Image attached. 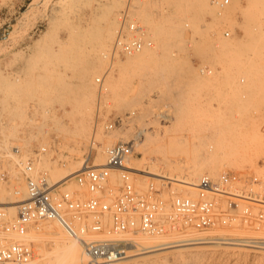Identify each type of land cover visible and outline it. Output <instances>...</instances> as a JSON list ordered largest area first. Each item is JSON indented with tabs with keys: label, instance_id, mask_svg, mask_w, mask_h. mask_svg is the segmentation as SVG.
Segmentation results:
<instances>
[{
	"label": "rangeland",
	"instance_id": "374dc122",
	"mask_svg": "<svg viewBox=\"0 0 264 264\" xmlns=\"http://www.w3.org/2000/svg\"><path fill=\"white\" fill-rule=\"evenodd\" d=\"M192 1H133L138 14L140 9L149 14L148 19L138 16L150 27L155 47L142 51L145 55L132 59V64L133 55L114 61L107 55L127 0H0V142L4 139L10 150L20 143L22 155L46 147L36 167L55 182L60 177L55 170L63 163L75 164L89 154L99 163V150L106 159L108 146L130 141L134 147L130 160L144 172L156 171L154 164L165 170L177 160L193 165L197 159L204 166L203 175L212 178L225 172L257 177V181L238 185L246 195L264 199V76L252 83L256 72L264 75V1L230 0L222 17L211 0H202L198 8ZM161 23L178 34L163 35ZM223 27L231 30V36L221 35ZM213 29L220 33L217 39L211 36ZM187 60L190 64L184 63ZM196 62L210 66L212 72L200 73ZM97 77H102V83ZM133 111L128 121L106 129L107 123ZM166 112L169 117L163 116ZM185 169L175 167V174L187 177ZM4 171L9 178L3 176ZM133 176L141 190L151 183L163 186L164 197L198 195L196 188L179 180ZM114 178L121 183V178ZM71 179L69 187H73ZM1 186L21 189L26 183L19 174L18 157L7 155L0 146ZM244 203L255 211L264 209L259 203ZM51 224L41 221L29 234L35 230L71 236L60 223L63 229ZM156 236L137 232L121 238L128 243ZM159 236L171 244L187 238L193 242L189 246H195L180 250L169 243L145 248L126 244L114 264H264V223L206 232L183 229ZM44 245L52 248L51 241ZM72 255L78 261L72 264H87L83 248L73 250Z\"/></svg>",
	"mask_w": 264,
	"mask_h": 264
},
{
	"label": "built area",
	"instance_id": "2783aa9c",
	"mask_svg": "<svg viewBox=\"0 0 264 264\" xmlns=\"http://www.w3.org/2000/svg\"><path fill=\"white\" fill-rule=\"evenodd\" d=\"M133 1L127 0L118 14L120 27L107 54L113 61L154 46L152 31L140 20ZM211 4L222 17L230 0H211ZM210 32L215 39L220 34L214 29ZM221 35L231 36V30L223 27ZM195 66L202 74L212 72L208 65L196 62ZM101 80L97 77L98 82ZM134 114L135 111L116 117L107 123L106 129L122 125ZM133 148L130 141L119 140L106 148V161L99 164L89 154L85 167L71 179L73 187H69L70 180L53 182L46 172L37 169L46 147L22 155V145L14 143L11 150L18 157L26 191L25 199L17 204L16 216L11 217L6 207H0V264H49L41 259L28 235L30 228L44 220H56L82 244L87 264H114L126 250L127 241L121 236L129 233L162 235L183 229L206 232L218 227L264 223V209L255 211L244 201L262 205L264 202L249 197L238 185L257 181V177L230 172L218 178L202 175L193 184L198 190L196 197L182 193L164 197L163 186L151 183L145 191L136 186L129 167ZM114 173L121 178L120 184L113 178ZM3 174L10 177L6 171Z\"/></svg>",
	"mask_w": 264,
	"mask_h": 264
},
{
	"label": "bare ground",
	"instance_id": "6f19581e",
	"mask_svg": "<svg viewBox=\"0 0 264 264\" xmlns=\"http://www.w3.org/2000/svg\"><path fill=\"white\" fill-rule=\"evenodd\" d=\"M184 1V0H183ZM201 1L202 0H193L192 2H191V5H196L195 7H200V5H201ZM205 1V0H204ZM264 0H262V2H263ZM166 2V1H165ZM188 2V1H187ZM207 2V1H206ZM254 3V2H253ZM255 3H257V2H255ZM199 5V6H198ZM207 5V4H206ZM256 5V4H255ZM203 6V5H202ZM201 9V8H200ZM197 10V9H196ZM198 11H199V9H198ZM202 12V11H201ZM203 12H204V10H203ZM207 12V11H206ZM200 13V12H199ZM208 13H210V12H208ZM149 14L144 10V9H140L139 10V16L141 17V19H142V17L143 18H146V19H148L149 18V16H148ZM160 16H161V14H160ZM205 18V17H204ZM202 20V19H201ZM147 22H148V20H147ZM198 23V22H197ZM197 23H195V24H197ZM160 26H162L161 28L162 29H164L163 27V25H162V23H161V25ZM159 26V27H160ZM166 26V25H165ZM159 27H158V29L157 30H159L160 32H161V30L159 29ZM197 28V27H196ZM194 29V28H193ZM198 29V28H197ZM163 31V30H162ZM177 31V29H171V28H169V27H167L166 26V28L164 29V34L163 35H165V36H168V38L169 37H171L172 35H177L178 33L176 32ZM194 31H195V29H194ZM177 33V34H176ZM160 34V33H159ZM160 35V37L161 36H163V35ZM193 35V34H192ZM173 37H175V36H173ZM193 37V36H192ZM210 37V36H209ZM163 38H165V37H163ZM167 37L165 38V39H168ZM207 38V37H206ZM205 38V39H206ZM159 39V38H158ZM162 39V38H161ZM173 39V38H172ZM174 40V39H173ZM163 41V40H162ZM170 41V40H169ZM196 41V40H195ZM182 41H180V43H181ZM180 43H178V44H180ZM183 43V42H182ZM181 43V44H182ZM175 44V43H174ZM195 44L196 43H194V46H195ZM198 45V44H197ZM179 46V45H178ZM155 47V46H154ZM199 47V46H198ZM196 49H199V48H197V46L195 47ZM200 50V49H199ZM198 50V51H199ZM205 50V49H204ZM208 50V49H207ZM166 52V51H165ZM208 52V51H207ZM145 54H143V52H141V53H137V54H134L133 56H132V58H131V61H132V59H134V60H136V59H139L140 57H142V56H144ZM164 56V55H163ZM135 57V58H134ZM149 59V58H148ZM179 59V58H178ZM181 60V59H180ZM126 61H127V59H126ZM129 61V60H128ZM146 61V60H145ZM160 61V60H159ZM163 61V60H162ZM167 61V60H166ZM175 61H176V59H175ZM123 62V61H122ZM147 62V61H146ZM180 62V61H179ZM131 63V62H130ZM130 63H129V65H130ZM184 63H189L190 64V62H188V60H187V62H184ZM132 64H133V61H132ZM122 65H123V63H122ZM125 65H126V62H125ZM158 65V64H157ZM182 65H184V64H182ZM182 65H179L180 66V68H181V66ZM147 66V65H146ZM169 66V65H168ZM172 66H174V65H171V67ZM148 67V66H147ZM178 67V66H177ZM174 68V67H173ZM226 68V67H225ZM127 70V69H126ZM161 70V69H160ZM168 70H170L169 68H168ZM160 73V72H159ZM173 75V74H172ZM175 76V75H174ZM183 76V75H182ZM180 77V76H179ZM176 79V78H175ZM183 81V80H182ZM182 83V82H181ZM163 108V107H162ZM175 110V109H174ZM169 111V110H168ZM175 112V111H174ZM196 115V114H195ZM163 116H165V117H169V113H164L163 114ZM171 116V115H170ZM175 122V121H174ZM173 122V123H174ZM43 126V125H42ZM46 129V128H45ZM166 129H167V127H166ZM40 130V129H39ZM162 130V129H161ZM40 131H42V130H40ZM46 132V131H45ZM44 132V133H45ZM39 133H42V132H39ZM68 133V132H67ZM159 133V132H158ZM76 135V134H75ZM144 135V134H143ZM150 135V134H149ZM157 136H158V134H157ZM168 137V136H167ZM181 138V137H180ZM183 138V137H182ZM165 139H166V137H165ZM169 139L170 138H168V141H169ZM175 139H176V137H175ZM186 138L184 137V140H185ZM6 140V139H5ZM172 140H173V138H172ZM187 140L188 139H186L185 140V142H187ZM192 140V139H191ZM98 141V140H97ZM167 141V142H168ZM175 141V140H174ZM176 141H177V139H176ZM179 141V140H178ZM202 141H204V140H202ZM172 142V141H171ZM171 142H170V144H171ZM181 142H183L182 140H181ZM185 142H184V144H185ZM191 142V141H190ZM196 142V141H195ZM95 143V142H94ZM94 143H92V144H94ZM107 143L108 144H110V143H112L111 142V140L110 141H107ZM165 143H166V140H165ZM173 143H175V142H173ZM188 143V142H187ZM186 143V144H187ZM200 143H204V142H200ZM8 144V143H7ZM91 144V145H92ZM191 144V143H190ZM188 145V144H187ZM195 145V144H194ZM196 145H198L197 143H196ZM203 145V144H202ZM206 144H204V146H205ZM0 146H1V148L3 147V148H5V151L7 152V155H9V156H12V157H17L10 149H8V148H6V146H5V143H4V139L0 142ZM93 146V145H92ZM97 146H99V145H97ZM185 146V145H184ZM189 146V145H188ZM192 146V145H191ZM198 147V146H197ZM7 149V150H6ZM99 149V148H98ZM195 149V148H194ZM196 150V149H195ZM194 150V151H195ZM76 153V152H75ZM155 154V153H154ZM195 155H197V154H195ZM192 156H194V154L192 155ZM197 156H199V153H198V155ZM201 156H205V157H207L208 156V154L207 153H203V155L201 154ZM211 156V158H216V156H215V154H212V155H210ZM209 156V157H210ZM82 157V156H81ZM13 159V158H12ZM82 159V158H81ZM81 159H78V162L76 163L75 162V164L73 163V162H71V161H68V162H66V163H63L62 164V166L60 167H58V169H56L55 170V166H49L48 168L51 170V171H53V170H55L57 173H58V176H60L57 180H56V182H62V181H64V180H69V179H71V178H73V176L75 175V173L76 172H78V171H80V170H82L84 167H85V158H83L82 160ZM96 159L99 161V163H104L105 161H106V159H105V156H103V154L101 153V151L99 150V152H98V155H97V157H96ZM101 159V160H100ZM181 160V159H180ZM74 161V160H73ZM183 161H185L184 163H182L181 161H176V162H174V163H176L175 165L173 164V162L172 163H170V164H167V166H166V169L165 170H162L161 169V167L159 166V165H153V169L154 170H156V171H145V172H147V173H145L144 171H142V170H140V169H138V166H136V165H134L133 163H132V160H130L129 159V167H130V169L135 173V174H137V175H139L140 177H142V175H147V176H150V177H152L154 180H158V181H167V182H171L172 180H179V181H181V182H184L185 184H189V185H191L190 187H192L193 189H195V187L192 185V184H195L196 182H194V181H196V178H199V177H201L203 174H204V166L202 165V164H200L199 162H196L197 161V159H196V161L194 162L193 161V165H191V162H189V164L188 163H186V160H183ZM207 162V161H206ZM99 163H96V164H99ZM211 163H212V165H213V161H211ZM159 164V163H158ZM175 167H181V169H182V167L184 168H186L185 170L187 171V177H181V175H179V174H175ZM55 171L53 172V173H55ZM185 171V172H186ZM67 172V173H66ZM161 172H163V173H161ZM66 173V174H65ZM64 174V175H63ZM160 174H162L163 176H161ZM166 176H171V177H166ZM114 177H117V176H115L114 175ZM113 177V178H114ZM152 179V180H153ZM178 182V181H177ZM15 183V182H14ZM16 184H17V182H16ZM18 185H19V183H18ZM190 187H189V189H190ZM25 188V189H24ZM25 191H26V187L24 186V187H22L21 189H16V188H13V187H10V189L9 190H7L6 188H4V187H0V207H6V209L9 211V213H10V215H11V217H14V216H16V214H17V204L20 202V201H22V200H24L25 199ZM193 191V190H192ZM191 191V192H192ZM193 193V192H192ZM194 195V194H193ZM249 197H251V196H249ZM253 199H257V200H260V201H263L264 202V199H259V198H255V197H253ZM48 222H51L52 224L51 225H53L55 228H62L61 226H60V224L56 221V220H48ZM63 229V228H62ZM61 231V230H60ZM54 232V233H53ZM53 232H50L49 234H46V235H48V237H46V235L45 234H38L35 230H34V232H31L30 234H28L29 235V237L30 238H33L34 239V241L36 242V244H37V250H38V253L39 254H41L45 259H47L48 260V263L50 262V263H55V264H58V263H62V262H68L69 264H72V263H74V261H76V262H78L77 261V256H73L72 255V251L74 250V251H81V249H82V244L76 239V238H73V237H71V236H69V235H67L66 234V232L65 233H63V232H55V231H53ZM161 236H156V237H154V239H152V240H149V239H141L140 237H137L136 239H132L133 241H130V242H128L127 243V246L126 247H134V248H145V247H151L152 245H167L168 243V245H178L177 247H178V249H182V248H188V247H194L195 245H192V246H189L190 244H193V242L192 241H190V240H188L187 238L186 239H181V241L182 242H177V244H171L170 243V241H168V240H163L162 238H160ZM32 239V240H33ZM126 240V239H125ZM46 241H51L52 242V248L51 249H47L46 247H45V243H46ZM176 242H172V243H176ZM49 243V242H48ZM77 243H79V245L80 246H77ZM197 245V244H196ZM81 247V248H80ZM43 260V259H42ZM45 261V260H44ZM47 262V261H46ZM67 263V264H68ZM65 264V263H64Z\"/></svg>",
	"mask_w": 264,
	"mask_h": 264
},
{
	"label": "crops",
	"instance_id": "0c3cea01",
	"mask_svg": "<svg viewBox=\"0 0 264 264\" xmlns=\"http://www.w3.org/2000/svg\"><path fill=\"white\" fill-rule=\"evenodd\" d=\"M260 72H256V74L253 76L252 83H258L260 78H263V74H258ZM258 86V85H257Z\"/></svg>",
	"mask_w": 264,
	"mask_h": 264
}]
</instances>
